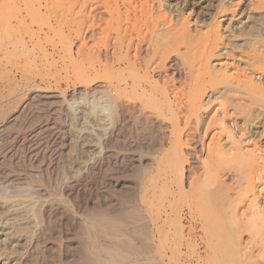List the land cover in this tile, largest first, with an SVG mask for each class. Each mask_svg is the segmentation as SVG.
<instances>
[{
    "label": "rangeland",
    "instance_id": "1",
    "mask_svg": "<svg viewBox=\"0 0 264 264\" xmlns=\"http://www.w3.org/2000/svg\"><path fill=\"white\" fill-rule=\"evenodd\" d=\"M63 1L59 0L58 4L54 3L55 7L48 9H45L46 0L40 1L39 8L41 11L44 10L42 14L45 18L40 13H37L38 15L31 14V18L27 19L30 36L27 34L30 32H24V29L27 30L26 26L14 29L20 33L9 28L7 30V25L3 24L0 17L2 26V28L0 26V264H90L81 243H79L82 238L79 230L81 231V227L91 221L93 216L102 217L111 224H122L125 229L124 235L118 237L107 235L108 238L112 237L113 239H110L115 241L120 237L125 238V235L129 233L130 238L138 244L141 254L132 251L130 253V249H128L124 251L129 254L128 256L125 253L126 257L143 258L144 262L147 260L150 264H154V262L157 264H243L244 262H246L245 264H258L254 263V260L260 262L262 259H259V256L251 257L256 250L253 248V239L250 238L251 233L244 228L238 229L237 232L230 228L228 219L226 220L225 216H219V211L222 212L220 206H216L219 210L218 214L208 216L204 211L206 200L209 201V194L205 195L204 191L197 192L198 187L195 186L196 179L203 170L202 160L207 156L206 146L208 143L211 144L214 141L227 148L232 142L228 134L220 130V125H213V128L206 124L214 114L213 112H215L214 116L221 117L220 113L224 108L221 109L213 104L214 107H209L208 111L205 109L207 113L202 114L206 125L200 124L195 140L189 141V143L196 144L189 145V149L185 153V164L191 166V173L190 176L185 177L183 187L179 186L180 184H177L179 182H175L170 177L169 167H164L165 163L161 167H157V159H165L167 156L164 152L169 147V141L164 138V133L170 130L171 118L166 117L167 119L161 120L165 125L162 127L154 121H144L138 112H131L126 121L115 124L113 114L116 116L117 113L109 102V96L112 93H108V91L105 93L101 89L95 90V85L109 81L106 79L107 73H104L101 69L103 67L98 64V54L100 52L104 54L105 50L111 47L112 30L106 28L105 31H100L93 42L86 39L90 57L81 59L78 56L81 36L78 35V31L76 32L77 27H69L64 19L69 17L70 13L76 12L78 8L72 11ZM74 1L70 0L69 2ZM183 1L181 8L183 12L186 11L183 16L190 19L189 24L193 30L197 29L199 25L202 26L204 21L208 22L211 12H214L220 3L231 2L234 6L232 8L235 10L234 14L238 10H243L247 5V0ZM156 2L157 0L151 1L154 9ZM76 3L78 4V2ZM167 3L172 5L174 0H168ZM174 8L177 9V7ZM102 10L103 8L94 11L93 14H97L93 17L96 19L98 13L104 15L105 12ZM176 14L178 11H173L174 19L178 17ZM37 17L40 18L37 19ZM54 18L62 22L56 24ZM240 18L242 22L263 25L264 7L255 10L245 9L233 20L237 21ZM48 20L59 31L68 35L65 41L60 39L59 34L55 35L48 29ZM97 22L98 19L92 28L96 30L101 28L102 30L103 20L100 19L98 24ZM222 23L225 24L224 21ZM5 30L7 31L5 32ZM88 30L86 31L84 27L82 32L86 33ZM70 46L74 58L72 60H75V63L68 56L69 50L67 49ZM80 61L86 65L87 73L84 74V77L79 75L75 66ZM91 61L97 64V67H101L99 68L101 73L97 74L92 69V71L90 70ZM123 68L124 66H115L110 70V72L118 74L115 75L114 80L119 75L129 74V71L122 70ZM22 82L28 84L22 87ZM30 87L31 90L28 89ZM34 88L35 90H33ZM8 92H10L9 95ZM63 94L66 96L65 98H62ZM9 98L12 99L9 100ZM260 105H253L251 109L253 111L248 114L250 117L248 119L253 117L250 125L245 123L242 125V121L248 120L245 112L241 113L242 116L239 114L230 117V119L226 118L225 123L230 130L232 129L234 138H242L244 132L250 133L251 129H261L262 126L264 129V102ZM147 110L151 112V109ZM253 112L257 114H254L255 120ZM250 114L253 116H249ZM156 118L160 120L161 116H156ZM233 119H236L235 125ZM240 124L243 127L246 126L242 135H239L242 133V131L239 133L242 128ZM234 126L241 127L236 129ZM247 132L242 139L240 138L243 141L241 143L249 147L259 144L257 151H260V148L264 146L261 144H264V135L263 138L260 137L261 139L255 138V140L258 139L257 141L250 140L248 142L245 140L249 136ZM201 143L203 150H200ZM190 151H197L199 154V158H195L196 161L189 154ZM257 151L255 153L258 157L262 151L260 153ZM258 160V164L245 169L247 174L243 175L246 174V177L242 175L243 172L240 174L242 169L239 170V168H242V165L239 167L238 161L237 165L234 163L229 166L232 168H229L227 164L228 169L225 166H223L224 169H221V174L225 177L222 178L223 182L226 186L228 185L230 194L235 192L233 189L239 183L234 177L238 170L240 176L246 179L242 182L246 188L244 194L247 195H244L242 202L239 203V209L245 203L242 207L245 210L241 208L242 210L239 211L237 206L238 215H240L238 221H242V223L246 221L247 217L245 216L252 211V203H256L264 209V167H261L262 161ZM224 173L228 174L224 176ZM168 178L171 179L168 181ZM253 188L254 190H252ZM50 194L55 195L56 198ZM42 200L45 204L42 203ZM49 201L53 202L56 207L59 203L66 209L60 210L55 206H49ZM202 201L205 202V205ZM168 202L170 204L172 202L171 205L180 210L183 226L181 241L179 236L177 237L174 233L171 221L165 220L163 209L165 206L169 208ZM132 207L138 209L137 218L134 216H130V219L126 220L115 218L117 212L130 210ZM144 233L152 235L155 243L151 239H146ZM128 235L127 237H129ZM40 237L41 239H38ZM174 241L176 245L173 243ZM229 241L235 245L234 247H240L234 249ZM250 244L252 245L250 246ZM239 248L244 250L241 255ZM177 250L179 253L176 252ZM53 255L54 257H52ZM168 256L172 257L171 261ZM177 258L183 260L180 259L178 262ZM110 262L111 264H126V262H114L113 260L107 264Z\"/></svg>",
    "mask_w": 264,
    "mask_h": 264
},
{
    "label": "bare ground",
    "instance_id": "2",
    "mask_svg": "<svg viewBox=\"0 0 264 264\" xmlns=\"http://www.w3.org/2000/svg\"><path fill=\"white\" fill-rule=\"evenodd\" d=\"M40 1L41 0H0V17L4 22L3 24L7 25V27H4H6L7 30H14L15 28L19 27L23 28V26L27 27V19L31 18L30 16L32 13H40L41 15H43L42 12H44V10L41 11L39 8V4L41 3ZM69 1L70 0L63 1L67 6H69L67 8L72 9V11L75 8L78 9L73 14L70 13V15H68L69 17L64 19L65 22L68 23L69 27L72 28V26H76V32L78 31V35L81 36L78 46V56H80L81 59L90 57V54H88L90 52L87 49L88 42L86 41V39H90V41L93 42L97 38V35L100 33V31H105L106 28H110L112 30L111 47L106 49L104 54L102 52L98 54V64H100L103 68L99 66L97 67V64L91 61L90 70L92 69L94 72L99 74L102 72L101 70H99V68H101L103 69V72L107 73L108 75L106 78L107 80H109L108 83H105L104 81V83L102 84L95 85V90L101 89L105 93L106 91H108V93H112V95L109 96V102L114 107V110H116L117 113L116 116L113 114L115 124H118L117 122L122 123L126 121L128 114L131 112H138L140 113L139 116H141V119H143L144 121H154L156 124L162 125V127H165V125L161 120H163L164 118L167 119L166 117L171 118L170 123L172 125H170V130L164 133V138L169 141V147L166 148L167 150L164 152L167 156L165 157V159H157V167L159 168L163 163H165L164 167H169L168 172L171 173L170 177L175 180V182H179L177 183L180 184L179 186L183 187V185L185 184V177L190 176L191 166L189 164L187 165V163L185 164V153L187 152V149H189V145L191 146L193 144H196L194 142L189 143V141L195 140L196 136L199 133L198 131L200 129L201 123L203 126L207 124L208 127H212L213 125H220V130L227 133L228 137L232 139V142H230V146L227 148H225V146L221 145L220 143L214 142L213 140L212 141L216 144H214L213 142L211 144L208 143V145L206 146L207 156L202 160L203 170L201 174H199L200 176H198V178L196 179L197 184L195 183V186L198 187L197 192L204 191V193L206 192L205 195L207 193L209 194V201L206 200V205L205 202L202 201L205 205L204 212H207L208 216L218 214L219 210L216 208V206H220V210L222 209V212L219 211V216H225L226 220L228 219L227 222H229L230 228L235 229L236 232L239 231L238 229L244 228L249 233H251L253 237L250 235V238L253 239L252 243L255 246H253V248H256L255 254L253 253L251 257L255 258V256H259V259L261 258L262 260L260 262L254 260V263L256 262L258 264H264V209H262L258 204L252 203V211L250 210L251 212L247 216H245L247 218L245 222L243 221L244 223H242V221H238V216L240 215H238L237 210V206L239 209V203L242 202V198H244L243 196L245 195L244 190L246 188L243 185L244 182H242L243 180H246L245 178H243V176L247 174L245 169L247 167H252L254 164H258V159H260L258 161H262L261 167H264V146L260 148V151H262L263 154L261 153L260 156L257 157V154L255 152L257 151V149L259 150V144L258 146L252 145L251 147L247 145L244 146V143H241V137L239 138L237 136L239 139L234 138L231 132L232 129L230 130L228 125L225 123L226 118L230 119V117H234L241 113L243 114L244 112L247 115L246 118H250L248 117V114L253 111L251 110L253 105H260V103L264 102V24L262 25L258 23L256 25L254 22L253 24H249L250 22H242L241 18L237 21L233 20L245 9L255 10L263 8L264 0H247L246 7L243 10H238L236 14H234L235 10L232 9L234 6L233 4H231V2H227L224 4L220 3L215 11L211 12V17L208 18V22L204 21L202 26L199 25V27L194 30L190 27V19L184 18L183 16L186 12H183L181 8L182 3L184 2L183 0H174V3L172 5L170 3H167L168 0H157L155 9L152 6V0H73L74 2H71L74 3L73 5ZM75 2H78V4L76 3V5ZM45 3V9H48L51 7H55L56 5L54 6V3L58 4L59 0H46ZM174 7H177V9H175ZM102 8V11L105 12L104 15L98 13L96 19H98V22L100 21V19H102L104 26L102 30L101 28H98L96 30L92 27H94V22L96 21L93 15H96L97 13H93L94 11ZM175 10L178 11V14L176 15L180 17L179 19L178 17L174 19V16H172L173 11ZM34 14L33 17H35ZM229 14L230 17H228ZM43 17L45 18L44 15ZM39 18L37 17V19ZM30 21L33 20L30 19ZM54 21L56 22V24L62 22L57 18H54ZM222 21L225 22L224 25ZM47 23L44 24H47L48 29L54 32L55 35L56 33L59 34L60 39L62 38L65 41V39L68 38V35L62 31H59L51 21L48 20ZM236 23L240 25H237ZM84 27L86 31L89 28L92 29H89L90 31L88 30V32L86 33L84 32V34L82 32ZM7 30H5V32ZM11 31L9 32V34L11 33ZM14 31L18 32L17 29ZM25 31L30 32V28L28 29L27 27V30L24 29V32ZM81 33L83 35H80ZM27 34L29 35L31 34V32ZM67 50H69V58L71 60L74 59L73 52H71V46ZM74 61L72 60L73 63H75ZM75 66L76 69H78L79 75L84 77V74L87 73V69L83 61L78 62V64L76 63ZM115 66H124L122 70L126 69L127 72L129 71V74L124 71L127 75L123 76L122 72V76L119 75L120 77L118 76L116 77V80H114L113 78L118 74H114V72H110V70ZM84 80L85 79L83 78V81ZM27 82L29 83V81ZM27 82L25 84L24 82H22V87L28 84ZM28 89L31 90V87ZM33 90H35V88ZM10 92H8V95ZM43 94L45 93L43 92ZM65 97L66 96L63 94L62 98ZM11 99L12 98H9V100ZM213 104H216L221 109L224 108V110H222V112L220 113L222 114L221 117L214 116L215 112H213L214 114L211 116L210 120L207 123L204 117H202V114L207 113L205 112V109L206 111H208L207 109L209 107H214L215 105L213 106ZM147 109H151V112H149ZM107 110L109 109L107 108ZM252 114L254 115L256 113L253 112ZM155 115L158 117L161 116L160 120L156 118ZM249 116H251V114ZM252 118L242 121V125H244V123L248 125L252 124ZM255 119L256 117L254 115V120ZM232 121H234L235 125L236 119H233ZM198 125L199 127L197 128ZM241 126H238V128ZM244 127L242 126V128L240 129L239 133H241V131L242 133L239 135L243 134L245 130ZM262 127L261 129L258 128L256 130L251 129L250 133L245 131L249 134V136L247 135L248 137L245 136V140H248L249 142L250 140H255V138L261 139L260 137L264 135V129ZM159 129L161 128L159 127ZM220 130L218 129V131ZM216 141L219 142V140ZM255 141H253L254 144ZM203 144L201 145L200 150H203ZM261 144L264 145L263 143ZM260 151L257 152L260 153ZM189 154L192 155L193 159L199 158V154L197 153V151H190ZM237 161L240 163L238 164V166L242 165V168H239L240 166L238 167L239 170L242 169L240 171V174L241 172H243L242 175L244 173L246 174L240 176L239 170L238 173L236 172L237 175L234 177H236V181H238L239 183L233 189L235 192L230 194L228 185L226 186V184L223 182L224 179L222 178L225 177H223V175L221 174V169H224L223 166L227 168V164L228 167L234 165V163L237 165ZM229 163L232 164L229 165ZM228 173H224V176H226ZM254 177L256 178V174ZM170 179L168 178V181ZM236 181L235 183H237ZM252 190H254V188ZM183 194H185V192H183ZM50 196L55 195L50 194ZM42 203L45 204L43 200ZM57 204L58 205L56 207L53 202L49 201V206H55L60 210H62V208H65L59 205V203ZM171 204L170 202H168L167 206L169 208H166L165 206L163 209V213L166 217V219H164H169V221H171L170 224L173 225V231L174 233H176L177 237L179 236L181 241L183 230L180 219L181 213L176 206L173 207ZM244 204L242 207H244ZM241 208L239 209V211L243 209ZM130 216H134L135 218H137L138 209L132 207V209L130 210H121L115 214V218L120 220H126L127 218L130 219ZM86 223L87 224H84L81 227V231L79 230L82 236L79 243H81L83 251L88 257V262H90V264H107V262L112 260L114 262H126V264H150L149 262H147V260L146 262H144L142 260L143 258L137 259V257H126L127 255L129 256V254L125 252L127 254L125 255L124 251H127L128 249H130V253L132 251L137 252V254H141L138 244L134 242V239L130 238V236L128 235L129 233L125 235L126 237L127 235L129 237H120V239H114L115 241L111 240L113 239L112 237H110L111 239L108 238L107 235L116 237L124 235L125 229L122 224H111L102 217L94 216L91 217V221H88ZM202 226L205 227V225ZM80 234L78 233V235ZM144 235L146 239L153 240L152 235H148V233H144ZM35 237L37 236L35 235ZM38 239H41V237ZM173 243H175L176 245L175 241ZM230 245H233L232 242H230ZM251 245L252 244H250V246ZM234 246L235 245H233V247ZM170 247L172 248V246ZM237 248L234 247V249ZM243 251L244 250L240 249V255L243 254ZM176 252H178V250ZM52 257H54V255ZM168 257L171 261L172 257ZM241 258L243 259V257ZM180 259L181 258H177L176 261L178 260L179 262ZM245 263L246 262H244L243 264ZM154 264H157V262H154Z\"/></svg>",
    "mask_w": 264,
    "mask_h": 264
}]
</instances>
